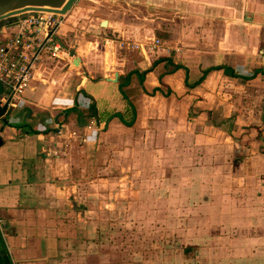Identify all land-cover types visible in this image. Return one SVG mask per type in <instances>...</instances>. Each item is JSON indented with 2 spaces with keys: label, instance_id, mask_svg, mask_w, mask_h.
Masks as SVG:
<instances>
[{
  "label": "crops",
  "instance_id": "1",
  "mask_svg": "<svg viewBox=\"0 0 264 264\" xmlns=\"http://www.w3.org/2000/svg\"><path fill=\"white\" fill-rule=\"evenodd\" d=\"M57 33L0 120V264H264V0H78Z\"/></svg>",
  "mask_w": 264,
  "mask_h": 264
},
{
  "label": "built area",
  "instance_id": "2",
  "mask_svg": "<svg viewBox=\"0 0 264 264\" xmlns=\"http://www.w3.org/2000/svg\"><path fill=\"white\" fill-rule=\"evenodd\" d=\"M63 25L61 14L29 11L7 22H0L1 102L15 111L35 70L46 56L62 58L66 52L58 40ZM156 45H160L157 40Z\"/></svg>",
  "mask_w": 264,
  "mask_h": 264
},
{
  "label": "rangeland",
  "instance_id": "3",
  "mask_svg": "<svg viewBox=\"0 0 264 264\" xmlns=\"http://www.w3.org/2000/svg\"><path fill=\"white\" fill-rule=\"evenodd\" d=\"M61 16L64 17V15H61ZM81 25H83V27ZM81 25L79 27H80V29H83L84 32L89 30L87 28V26H85V23H81ZM88 33L89 34H93L92 31H88ZM153 42H154V40L151 39L150 41L148 40V42L144 43V44H146L148 46V45H152ZM69 47H70L69 45H63V48H64V50L66 52V55H65L66 58H68L70 56ZM90 49H94V48H87L86 50L89 51ZM1 92L2 91H0V93ZM20 105L23 106V107L25 106L24 103H21ZM11 112L13 113L14 111L11 109L9 114H8V116L11 117V118L17 119V121H21L22 117H25V116H20L19 114L14 115ZM33 117L35 118L36 116L27 115V117L25 118V121L29 120L28 122L31 123ZM120 117H121V115H120ZM31 125H34V123H32ZM41 127H42V125H41ZM131 220H134V219H130L129 220L130 221L129 224L133 226V224H131ZM214 220L216 221L217 218H215ZM189 221L192 224V227L194 225L199 227V226H204L206 224V220L201 219V218H194V219H190ZM217 221L221 222V219H218ZM135 228L136 229H133L130 226V229H133V230H131L129 232V234H124L123 236L119 234L118 238H122L123 237L124 238L123 241L116 240V242L118 243L117 247L118 248L123 247L122 250L124 251V257H129L131 260L132 259L136 260V259H139V258L140 259L157 258V257H160V256L161 257H165V250L162 249V251H161L160 249L155 247V245H156V244H154L155 235L153 234V231L152 232H151V230L143 231L138 226H136ZM188 231L191 232V229H189ZM219 232H221V231H219ZM215 233H218V232L216 231ZM216 235L217 234H215L214 236H216ZM169 236L170 235H168V233L163 234L162 235V240L163 241L170 240ZM177 237L182 238V235L178 234ZM179 241L181 242L182 240H179ZM179 246L180 245H178V247ZM117 247H115V248H117ZM116 250H119V249H116ZM220 250H221V247L218 249V251H207V252H208V254H210V256H212V258H215L216 256H218V254H216V253L220 252ZM191 252L192 251H190V253H189L188 251H184V250H176V258L177 259H180V258L183 259L184 264H191L190 263L191 261L190 260L187 261V259H186V257H187L186 254H188V253L191 254ZM121 255H122L121 250H119L118 252L115 251V254H114L115 257H120ZM194 260L195 261H193V262L195 264L196 263H199V264L201 263V261H197V259H194ZM136 261H138V260H136Z\"/></svg>",
  "mask_w": 264,
  "mask_h": 264
},
{
  "label": "water",
  "instance_id": "4",
  "mask_svg": "<svg viewBox=\"0 0 264 264\" xmlns=\"http://www.w3.org/2000/svg\"><path fill=\"white\" fill-rule=\"evenodd\" d=\"M78 0H0V22H7L17 17V15H23L29 11H45L55 14L66 15L74 7ZM107 21H103V25H106ZM74 54V50L71 49V55ZM118 76V74H116ZM114 80H117L116 78ZM0 93V120L3 124L8 123L7 111L8 102L2 104ZM0 131H2L0 127ZM3 143V139L0 136V146Z\"/></svg>",
  "mask_w": 264,
  "mask_h": 264
},
{
  "label": "trees",
  "instance_id": "5",
  "mask_svg": "<svg viewBox=\"0 0 264 264\" xmlns=\"http://www.w3.org/2000/svg\"><path fill=\"white\" fill-rule=\"evenodd\" d=\"M158 62H159V61H155V62H153V65L157 64ZM179 66H181V65L176 64V65H174V68H177V67H179ZM222 67L225 69V72H226V73H228V74H230V75H234V76L236 75V73L233 71L232 68H230V67H228V66H222ZM216 68H221V66H219V67H211V68L205 70V74L208 73L210 70H213V69H216ZM137 72H138V71H137ZM146 72H147V70H146V71H143V72L139 75V77H140V79H141V82L143 81ZM256 72H259V69H257V70L255 71V73H256ZM138 73H139V72H138ZM132 74H133V73H129V74L127 75V77H130ZM126 83H127V82H124V83H123L122 81L120 82L121 86H124V84H126ZM132 112H133V114H134V118H135V115H136V109H135L134 107L132 108ZM87 114H88V116H90V115H95V114H96L95 107H94V106H91V107L89 108ZM121 119H122L123 122H124L125 124H127V125H132L133 122H134V120H132V121H128L127 119H125V117H124L123 115H121Z\"/></svg>",
  "mask_w": 264,
  "mask_h": 264
}]
</instances>
